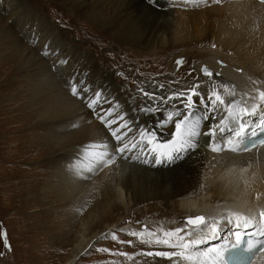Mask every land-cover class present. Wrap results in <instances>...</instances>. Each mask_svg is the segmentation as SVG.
Wrapping results in <instances>:
<instances>
[{
	"label": "bare ground",
	"instance_id": "bare-ground-1",
	"mask_svg": "<svg viewBox=\"0 0 264 264\" xmlns=\"http://www.w3.org/2000/svg\"><path fill=\"white\" fill-rule=\"evenodd\" d=\"M6 1L13 0L2 2L6 3ZM66 2L70 10L80 12L94 23H98L103 30L111 32H107L108 35L113 33L115 42L122 44L123 47L137 49L141 54L144 53L143 51L154 53L162 48L175 49L177 54L172 55L171 58L176 57L177 61H181V67L185 66L187 70L184 71V77L178 81L166 76L170 82L167 89L153 84L147 85L148 99L140 102L139 98L135 100L132 93L119 89L120 86L115 87L113 75L103 76L100 71H95L90 57H81L78 61L79 57L73 53L66 64L56 66L60 70L54 73L51 69L52 64L41 60L34 50L29 49L28 55L23 50L27 72L31 71L30 76L37 79L38 85L43 81L45 85L43 92L38 89L36 93L37 102L40 104L34 105V93H31L26 105L30 110L27 113L28 117L36 119L40 125L35 126L40 130L49 126L48 124L66 118H72L71 123L74 126L78 124L76 130L68 134L57 136L54 133L57 130H53V133L47 137L52 140L56 148L59 147L56 150L62 151L64 158V153L72 157L70 163H68L70 160L65 159L66 162L60 164L61 168L56 167L57 172L49 175L51 186L58 195L87 198L94 203L86 216L79 221V226L75 229V244L62 264H75L81 255L95 246L99 239L107 236L110 230L133 228L134 224L127 222L119 224L121 219H116L112 223L109 221L113 211L128 208L131 204L133 207L148 206L150 211L147 210L146 214L149 216L152 214L151 210L156 209L155 212L153 211L156 215L152 216L153 222L150 221L151 217L150 219L146 217L141 224L142 227L150 228L151 232L148 233L152 235L143 237L139 241L143 243L142 246L134 247L137 251L136 256L128 257V262L126 259L123 262L119 261L121 264H193L192 261L180 257L165 258L146 254L157 251H180L163 243L158 246L155 240L165 239L164 233L177 227L183 230L180 235L198 229L202 234L207 230L206 227L186 224L188 217L197 215L204 216L206 222L213 219L222 221L215 238L209 236L204 239V243L191 249L193 255L198 258L199 264H213L215 250L227 245L228 240H233L234 231L243 229L242 224L237 229L234 215L233 222L227 223L229 213L251 216L255 218L256 223H259L258 217L255 216L259 208L264 206L263 194L259 196L260 180L264 179V145L249 154L247 151L241 152L240 149L230 151V147L236 143L238 125L227 119L224 109L221 108L214 113L215 123L218 125L220 119H225L227 126H224V130L227 131L228 136L223 137L219 134L220 129H216L215 143L220 146V151L212 152L207 147L209 139L200 136L196 151H184L179 154L182 159L172 163L165 160L158 165L155 158H151V166L143 163L152 151L146 139L141 145L140 130L155 133V143L164 144L171 140L170 133L174 131V121L166 123L163 127L159 126V121L164 118L167 111L179 110L185 114L189 113L185 111L180 98L175 100L168 98L173 94L187 92L194 86H198V90L205 98L208 91L216 87L219 94L229 103L256 94L254 91L256 88L264 91V6L258 4L256 0H219V2L152 0L151 3L150 0H66ZM17 3L12 5L11 9L6 4V8L11 10L9 14L24 31L29 41L37 40L35 44L41 51V47L46 46L45 40L40 39L41 32L38 30L35 32L34 28L28 27L29 22H36L38 28L41 26V29L46 31L44 35L51 36L54 31L48 23L41 22L34 16V18L27 17L28 13H22L25 11L23 5L20 3L19 6ZM106 11L109 13L107 14ZM175 21L181 22V26H173L172 22ZM13 33L9 31L6 37L9 39L8 46L12 48L10 52L12 57V52L18 51L13 44L18 39L14 38L15 33ZM52 38L54 36H51ZM50 48L51 52L58 50L56 56L55 53L51 54V63L55 62L59 55L66 57L62 54L64 51L59 50L57 46ZM8 59L11 58L7 57L6 61H9ZM192 59L197 60L196 63L190 64ZM201 66L208 68L213 76L208 78L202 75ZM84 73H87L86 82L79 86V89L85 99L94 98L96 92L102 94L101 99L104 102L95 110L88 109L83 101L69 94L68 82L75 80L78 84ZM217 73L219 75H216ZM46 76L48 79L44 80ZM61 76H64L63 79ZM70 76L69 81H66L65 79ZM225 87L228 89L227 93ZM158 104L160 107L156 109ZM109 107L112 109V118L117 120V124L113 127L128 122L131 132L121 144L128 143L129 147L136 144L133 151L124 153L115 151L117 142L110 138L108 129L104 128L98 119V116L104 114V109ZM141 107L152 108L154 111L149 114L141 111ZM20 115L22 116V113ZM202 115L203 108L197 99L191 116L196 119ZM260 120H264V111L258 109L255 114L245 118V124H249L251 128ZM207 123L211 125L212 121ZM65 125H61L60 130H64ZM202 127H204L203 123ZM46 143L43 140L42 145L39 146L37 139L35 140L37 153L41 151L40 147H45L43 153L48 152ZM103 144H107L108 147L106 149L92 147ZM101 151H106L113 157L111 163H101L92 155ZM55 157V154L48 155L46 160L53 163ZM46 160L41 162L42 167H45ZM42 192L44 195L40 197V202L47 203L49 200L45 196V191ZM155 202H158V206ZM236 208H241V211L235 210ZM42 215L46 216L47 211ZM96 222L101 225L99 229L94 225ZM159 232L161 234L155 236ZM184 238L189 240L191 236ZM170 240L177 242L175 236ZM261 242H264V238ZM249 256L242 253L237 258V264H246Z\"/></svg>",
	"mask_w": 264,
	"mask_h": 264
},
{
	"label": "rangeland",
	"instance_id": "rangeland-1",
	"mask_svg": "<svg viewBox=\"0 0 264 264\" xmlns=\"http://www.w3.org/2000/svg\"><path fill=\"white\" fill-rule=\"evenodd\" d=\"M2 1L0 4L3 3ZM16 3L19 6H21L20 3L23 5L25 11L22 13H28L27 17H36L41 22L48 23L51 30L55 32H52L51 36L54 38L51 39V36L44 35L46 31L41 29V26L39 28L36 26V22H29L28 27L34 28L35 32L37 30L41 32L43 39L42 37L40 39L45 40L46 46H42L41 51L35 44L37 40L29 41L24 31L9 14L11 12L9 9L13 8L12 5H16ZM6 4L9 5V9L6 8ZM106 13L108 14L109 11ZM184 20L182 19V21ZM0 23V231L6 233V240L11 249L10 251L6 250L4 240L0 239V253H2L0 264H62L70 255L75 244V229L79 226V221L86 216L94 203L87 198L58 195L55 188L51 186L52 181L49 175L55 174L56 167L65 163V159L70 160L68 162L70 163L72 157L63 152L64 158L61 154L62 151H57L59 147L56 148L55 144L51 142L52 140L47 137L53 133V130H57L54 132L57 136L68 134L76 130L78 124L74 126L71 123L72 118H66L48 124L49 126L40 130L38 126H35L40 125L36 119L28 117L27 113L30 110L26 105L31 93H34V105L40 104L37 102L36 93L39 90L43 92L45 85L43 80L38 85L37 79L31 78V71L27 72L25 55H22L23 50L26 53L30 52L29 49L34 50L41 60L52 64L51 69L54 70V73L60 70L56 66L66 64L72 58L73 53L79 57L78 61L81 57H90L95 71H100L103 76L113 75L114 86L118 88L120 86L119 89L122 88L121 90L132 93L135 100L139 98L140 102L148 99V96L145 95L148 93L147 85L153 84L159 88L167 89L170 82L166 76H171L175 81H178L184 77V71L187 68L178 65L176 57L171 58L172 55L177 54L173 48H162L154 53L143 51L144 53L141 54L137 49L123 47L122 44L115 42L113 33L108 35L111 32L103 30L98 23H94L80 12L76 13L70 10L66 0L6 1L0 5ZM181 24L177 21L172 22L173 26H181ZM9 31L14 32V38L18 39L13 43L18 49L17 52H12L13 57L10 56L12 48L8 46L9 39L6 38ZM51 46H57L59 50H63L62 54H65L66 57L59 55L53 62L54 64L51 63V54L55 53L56 56V51H58L51 52ZM7 57H10L12 61L11 59L6 61ZM191 61L190 64L196 63L197 60L192 59ZM85 74L87 73H84L77 84L78 88L86 82ZM63 77L61 76V79ZM70 78L71 76L65 80L69 81ZM74 78L76 79V77ZM46 79L48 76L44 80ZM87 79L93 80L90 77ZM143 108L141 107L140 110L142 111ZM63 124H66V127L64 130H60V126ZM221 133L222 131L219 132V134ZM219 134L217 135L219 136ZM36 139L39 146L42 145L43 140L48 143H46V149L49 148L48 155H56L53 161V163L56 162L54 165L51 161L46 160L48 155L42 152V150L45 151V147H40L41 151L37 153ZM151 158H155V153L152 152L148 159H145L149 161L148 165L152 164ZM45 160V167H42L41 162ZM43 190L49 200L47 203L40 202V197L44 195ZM155 203L158 206V202ZM147 210L150 211L148 206L133 207L131 204L128 208L113 211L109 217L111 223L116 219H121L119 224L127 222L134 224L133 228L110 230L107 236L99 239L95 246L81 255L75 264H121L119 261L123 262L124 259L128 262L129 258L137 254L134 247L142 246L143 243L139 241L143 237H148V232H151L150 228L142 227L141 224L146 217L149 219L151 217L150 221L153 222L152 216L156 215L154 213L156 209L151 210L150 216L146 214ZM235 210L241 211V208ZM45 211H47V215L43 216ZM94 225L97 226L96 229L101 226L98 222ZM132 232L138 235H130L129 233ZM160 234L161 232L156 233L155 236ZM113 235L116 236V240L112 239ZM200 235L204 239L210 236L207 230ZM103 249H107V251H103ZM121 253H125V255H121Z\"/></svg>",
	"mask_w": 264,
	"mask_h": 264
},
{
	"label": "snow or ice",
	"instance_id": "snow-or-ice-1",
	"mask_svg": "<svg viewBox=\"0 0 264 264\" xmlns=\"http://www.w3.org/2000/svg\"><path fill=\"white\" fill-rule=\"evenodd\" d=\"M151 2L152 0H150V3ZM186 2H188V0H186ZM216 2H219V0H216ZM260 2L264 4V0H260ZM176 63L179 65L181 61L178 60ZM201 72L205 77L211 78L213 76V73L207 68H202ZM216 75H219V73H217ZM68 85L69 94L72 97L83 101L86 104L87 108L90 110H95L97 106L101 105L104 102L101 99L102 94L100 92H96L94 98L85 99L83 92H81V90L78 88L77 82L75 80L69 81ZM86 91L87 89L84 90V92ZM254 91L256 94L240 101L233 100L231 103L226 102L224 97H222L216 90V87H212L208 91L206 98L198 90V86L189 88L187 92L173 94V96L169 97L168 99L175 100L177 98H180L185 111L189 114L182 113L179 110L167 111L164 118L159 121V126L163 127L166 123L174 121V131H171L170 133L171 140L164 144L155 143V133H148L141 129V145H143V141L146 139L147 145L150 146L151 151L155 153V161L158 165L165 160L169 163H172L177 159H182V156H180L179 154L184 151H196L199 147L200 136H204L209 139L207 147L212 152H218L221 150V148L215 143L216 129L219 128L220 131L224 130L225 119H220L219 124L217 125L215 123L216 117L214 113L223 108L226 113V118L229 119L233 124L238 125L237 135L242 134L244 129L246 128L245 118L249 115L255 114L258 109L264 111V91L260 90V88H256ZM225 92H228V89L226 87ZM145 95L148 96L149 94L145 93ZM197 99L199 100V104L203 108V115L200 118L193 119L191 116V111ZM165 103H167V100H165ZM241 104L243 106H239ZM159 107V104L156 105V109H159ZM142 111L152 114L154 109L145 107L142 109ZM98 119L101 121L104 128L108 129L110 138H113L117 142V146L115 148L116 152H131L136 148V144H132L131 147H129L128 143L121 144L122 140L127 139V135L129 132H131V129L128 127V122L126 121L124 123L118 124V126L116 127H113V125L117 124V120L112 118L111 107L104 109V114L98 116ZM208 121H212V124L208 125ZM202 123L204 124V127H202ZM260 127L262 129V133H264V120H261ZM253 135H256V133L254 132ZM257 144L264 145V139H257L252 143L251 147L254 148ZM92 147H103L106 149L108 145H93ZM243 150L248 151L249 148L245 146ZM92 155L96 156V158L101 163H111L113 159V157L106 151L92 153ZM148 162V160L143 161V163L145 164H147ZM233 215L236 221L237 229L240 228L241 224L243 225V228L245 230L255 227L259 235L261 237H264V212H261L259 214V224L256 223L254 217L233 213H229L227 223L231 224L233 222ZM221 222V220L215 219L210 222H206L205 217L200 215L188 217L186 219L187 225L206 227L211 238H215L218 235L219 225L221 224ZM182 231L183 230L181 228L177 227L174 230L165 232V239L156 240L157 244L163 243L168 247L178 248L180 249V251H157L155 253L149 252L147 253V255H155L165 258L180 257L184 260L192 261L193 264H199L198 258L193 255L191 249L194 246L205 242L204 238L200 235V229L195 232H185L184 235H180ZM129 234L133 236L138 235L135 232ZM149 235L152 234L149 233ZM173 236L176 237L177 242H173L170 240V238ZM185 236H191V239L185 240ZM234 236L236 237V243L234 245H232L231 247L223 245L221 246V248L215 250V259L213 261V264H237L236 250L240 247L242 233L240 231H235ZM0 239L4 240V248L10 251V245L6 240V233L0 231ZM112 239L116 240V236L113 235ZM254 250L264 251V242H261L260 240L254 242L249 239L247 242V246L244 248V251L250 253L251 255H254ZM103 251H107V249H103ZM0 255H2V253H0ZM121 255H125V253H121ZM251 255L248 258V264H251Z\"/></svg>",
	"mask_w": 264,
	"mask_h": 264
},
{
	"label": "water",
	"instance_id": "water-1",
	"mask_svg": "<svg viewBox=\"0 0 264 264\" xmlns=\"http://www.w3.org/2000/svg\"><path fill=\"white\" fill-rule=\"evenodd\" d=\"M202 68H206V67H205V66H201V67H200V73L203 75V73L201 72V69H202ZM207 69H208V68H207ZM208 70H209V69H208ZM209 71H210V70H209Z\"/></svg>",
	"mask_w": 264,
	"mask_h": 264
}]
</instances>
